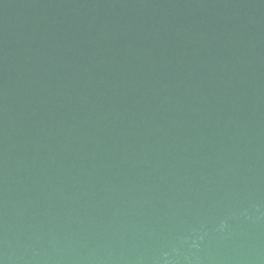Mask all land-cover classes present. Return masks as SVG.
<instances>
[{"label":"water","instance_id":"water-1","mask_svg":"<svg viewBox=\"0 0 264 264\" xmlns=\"http://www.w3.org/2000/svg\"><path fill=\"white\" fill-rule=\"evenodd\" d=\"M0 264H264V0H0Z\"/></svg>","mask_w":264,"mask_h":264}]
</instances>
